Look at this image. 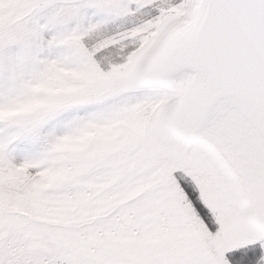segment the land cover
I'll return each mask as SVG.
<instances>
[{
  "label": "snow or ice",
  "instance_id": "snow-or-ice-1",
  "mask_svg": "<svg viewBox=\"0 0 264 264\" xmlns=\"http://www.w3.org/2000/svg\"><path fill=\"white\" fill-rule=\"evenodd\" d=\"M0 264H264V0H0Z\"/></svg>",
  "mask_w": 264,
  "mask_h": 264
}]
</instances>
